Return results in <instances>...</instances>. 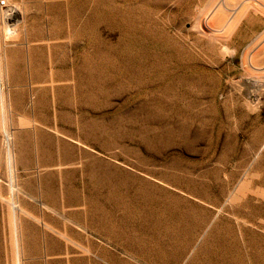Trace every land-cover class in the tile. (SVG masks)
<instances>
[{
  "label": "rangeland",
  "instance_id": "obj_1",
  "mask_svg": "<svg viewBox=\"0 0 264 264\" xmlns=\"http://www.w3.org/2000/svg\"><path fill=\"white\" fill-rule=\"evenodd\" d=\"M262 3L2 0L0 264H264Z\"/></svg>",
  "mask_w": 264,
  "mask_h": 264
},
{
  "label": "crops",
  "instance_id": "obj_2",
  "mask_svg": "<svg viewBox=\"0 0 264 264\" xmlns=\"http://www.w3.org/2000/svg\"><path fill=\"white\" fill-rule=\"evenodd\" d=\"M261 5V9L264 10V3L260 4ZM248 15H246L247 17ZM242 19V21H240L239 23H235L232 26L233 30V34L235 35V33L238 32V29L241 27H249L250 25L252 27H256V26H260L263 27L259 32L255 33L254 36L259 38V42H258V46H255V49L253 50V53L251 54L250 57V64L256 68H261L264 69V13L260 10L254 9L253 10V14L251 15V23L250 20L249 22H244L245 20L248 19L247 18ZM237 27V28H235Z\"/></svg>",
  "mask_w": 264,
  "mask_h": 264
},
{
  "label": "bare ground",
  "instance_id": "obj_3",
  "mask_svg": "<svg viewBox=\"0 0 264 264\" xmlns=\"http://www.w3.org/2000/svg\"><path fill=\"white\" fill-rule=\"evenodd\" d=\"M2 0H0V2H1ZM4 3H6V1H4ZM1 7V6H0ZM0 10H1V8H0ZM195 26H197V28H199L203 33H207V31H208V21L206 22V18H205V21H204V23H202V22H197L196 23V25ZM2 79H3V66H2V55H1V48H0V80L2 81ZM2 88V87H1ZM0 97H1V100H2V104L3 105H5V98H4V93L1 91V93H0ZM5 119V118H4ZM7 126V125H6ZM7 136H8V139H10V136H9V134H7ZM7 141V140H6ZM10 152V151H9ZM9 164H10V168L12 169V156H11V154L9 153ZM121 186V185H120ZM140 200H143V199H141L140 198ZM137 204L138 205H140L139 207H140V209L141 210H143V211H147V214H154V213H156V212H159L160 211V207H158V206H155V209H153V210H150V211H152L151 213H148V208H147V205H148V202L147 201H145V200H143V201H138L137 202ZM15 209V208H14ZM13 209V210H14ZM139 210V209H138ZM142 211V212H143ZM14 212H16V211H14ZM13 212V213H14ZM14 215V214H13ZM17 217L18 216H16V213H15V216H14V223H15V225H16V230H17ZM13 223V224H14ZM15 229V228H14ZM14 233H16V232H14ZM18 233V232H17ZM18 235V234H17ZM15 237H16V235H15ZM19 238V237H18ZM16 239L15 238V240H16V247H17V259H18V262H17V264H20L21 263V260H20V254H19V239Z\"/></svg>",
  "mask_w": 264,
  "mask_h": 264
}]
</instances>
